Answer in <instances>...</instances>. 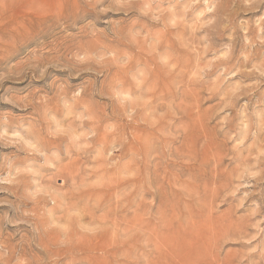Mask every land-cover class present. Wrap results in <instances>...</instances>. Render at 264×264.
I'll list each match as a JSON object with an SVG mask.
<instances>
[{
  "label": "rangeland",
  "instance_id": "1",
  "mask_svg": "<svg viewBox=\"0 0 264 264\" xmlns=\"http://www.w3.org/2000/svg\"><path fill=\"white\" fill-rule=\"evenodd\" d=\"M0 264H264V0H0Z\"/></svg>",
  "mask_w": 264,
  "mask_h": 264
}]
</instances>
